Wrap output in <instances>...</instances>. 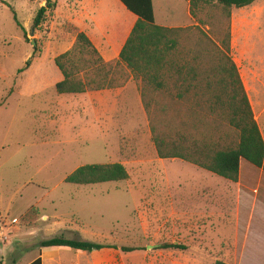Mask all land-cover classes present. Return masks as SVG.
Returning <instances> with one entry per match:
<instances>
[{
    "label": "rangeland",
    "instance_id": "obj_1",
    "mask_svg": "<svg viewBox=\"0 0 264 264\" xmlns=\"http://www.w3.org/2000/svg\"><path fill=\"white\" fill-rule=\"evenodd\" d=\"M50 1L56 8L48 10L37 30L34 19L47 0L0 1V264H30L40 257L42 241L61 235L118 249L88 254L61 248L60 254L45 257L46 264L58 258L80 264H177V249L159 247L182 246V236L193 243L191 213L201 195L198 185L211 174L181 160L159 159L135 88L119 103L111 91L57 93L63 75L55 59L73 47L74 27L80 30L82 20L98 38H112L116 29L107 18L119 10L98 0ZM156 14L158 24L168 23L169 13L160 5ZM172 14L174 23L186 24L184 9L177 7ZM236 20L242 26L235 27L234 34L231 19L215 3L201 4L194 25L185 28L190 30L182 35V47L198 50L207 42L201 32L221 46L229 33L233 59V42L263 33L264 28L257 27L264 21L262 2ZM196 102L179 107L189 111L192 106V118L203 121L208 115L199 113ZM118 163L127 168L129 180L66 183L82 166ZM205 222L202 232L211 239L212 254L227 258L237 237L235 213L228 219L220 213ZM122 248L138 250L125 253ZM261 256L264 263V253Z\"/></svg>",
    "mask_w": 264,
    "mask_h": 264
},
{
    "label": "trees",
    "instance_id": "obj_2",
    "mask_svg": "<svg viewBox=\"0 0 264 264\" xmlns=\"http://www.w3.org/2000/svg\"><path fill=\"white\" fill-rule=\"evenodd\" d=\"M120 1L138 17V21L119 58L105 61L87 34L74 27L73 47L55 59L63 75V80L56 86L57 93L80 95L117 90L133 80L141 93L159 159L181 160L234 183L239 180L243 161L264 169V139L230 54V34L226 42L217 46L201 32L207 42H202L198 50L188 52L182 47L181 39L190 29L158 26L153 0ZM188 1L194 19L200 5L210 3H215L223 15L231 19L234 9L249 7L258 0ZM55 8L56 3L47 0L34 19L35 30L45 22L48 10ZM159 97L171 101V104H161ZM194 100L198 101L199 113L208 115L203 121L192 118V106L189 105V111L179 107ZM129 178L123 164H94L78 168L66 178V183L87 186L122 182ZM39 248L40 253L68 248L88 254L106 248L118 249L67 239L64 235L42 241ZM178 248L183 246L159 247L162 250ZM121 250L127 253L138 249ZM30 264H43L42 257ZM216 264L226 263L217 261Z\"/></svg>",
    "mask_w": 264,
    "mask_h": 264
},
{
    "label": "crops",
    "instance_id": "obj_3",
    "mask_svg": "<svg viewBox=\"0 0 264 264\" xmlns=\"http://www.w3.org/2000/svg\"><path fill=\"white\" fill-rule=\"evenodd\" d=\"M98 1L99 4H103L105 7L113 6L119 10L118 13L109 14L107 18L108 21L113 22L109 23V27H115L116 29L114 36L111 38L109 34H106L100 39L92 29L85 28L82 20L79 21L77 27L87 34L101 53L103 59L110 62L119 58L123 47L138 21V17L131 13L120 0ZM256 2H262L264 6V1L258 0ZM158 5H160L161 9L169 13L168 23L158 24L156 14ZM153 6L155 20L158 26L165 28H187L195 23V19L190 13V3L188 0H153ZM252 6L233 10L231 21L234 27V34L235 27L238 28L241 25L236 20V16ZM177 7L184 9L186 18L188 19L186 20V24L174 23L172 20V13L175 9L177 10ZM93 25L95 26V23ZM257 27L264 28V21L260 22ZM262 32V34L257 36L242 35L237 39V43L233 42V50L235 51L233 61L238 68L254 113V118L264 139V30ZM240 44L246 46L240 47ZM251 44L255 45L251 46ZM130 88H135L142 106L140 93L133 80L125 88L110 90L116 94L112 98L116 99L118 103L125 100V95ZM123 105L126 107L129 104ZM198 186H200L199 188L201 190L199 192L201 195L199 194L198 205H194L191 213L193 216L194 232H196V234H193L195 238L193 243L188 244L186 238L182 236L184 243L182 245L183 248L177 249V264H207L208 261H212L214 264L217 261H222L226 264H264L263 257L261 256V253H264V169L256 168L243 161L237 183L225 179L221 181L214 179L213 174H211L209 175V180L199 182ZM219 189H223V191L218 192ZM220 213L222 215L224 214L227 219L230 218L232 213H235V222L237 223V237L234 240L235 248L232 249L231 254L227 255V258L225 254H212L213 244L211 243V239H209L208 235L204 236L202 232V229H204L207 223L205 221L215 219ZM183 216L184 219L186 216ZM233 219L232 217L231 220ZM194 249L200 252L199 256L193 255L192 257L189 254ZM59 252H61V248L40 253L43 264H46V256L51 254L57 255L60 254ZM48 263L80 264L78 262H65L60 258L58 260L53 259L52 262L49 261Z\"/></svg>",
    "mask_w": 264,
    "mask_h": 264
},
{
    "label": "water",
    "instance_id": "obj_4",
    "mask_svg": "<svg viewBox=\"0 0 264 264\" xmlns=\"http://www.w3.org/2000/svg\"><path fill=\"white\" fill-rule=\"evenodd\" d=\"M32 34L34 35V31L32 32ZM154 247H158V246H149V247H148V250H149L150 248H154Z\"/></svg>",
    "mask_w": 264,
    "mask_h": 264
}]
</instances>
